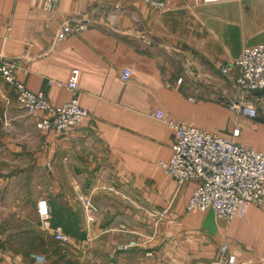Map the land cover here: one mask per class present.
Here are the masks:
<instances>
[{
  "label": "crops",
  "instance_id": "crops-1",
  "mask_svg": "<svg viewBox=\"0 0 264 264\" xmlns=\"http://www.w3.org/2000/svg\"><path fill=\"white\" fill-rule=\"evenodd\" d=\"M164 1L159 11L143 0H60L53 10L0 0V63H14L17 81L55 108L74 97L57 84L79 70L76 96L88 112L69 135L39 131L44 114L27 115L0 78V264H229L224 245L234 264H264V205L230 221L189 211L197 183L180 185L160 167L173 155L169 120L226 139L240 128L236 142L264 152V91L245 96L258 116L241 115L230 108L242 99L237 70L220 71L244 49L228 52L199 8L210 5ZM66 23L87 29L58 41Z\"/></svg>",
  "mask_w": 264,
  "mask_h": 264
},
{
  "label": "built area",
  "instance_id": "built-area-1",
  "mask_svg": "<svg viewBox=\"0 0 264 264\" xmlns=\"http://www.w3.org/2000/svg\"><path fill=\"white\" fill-rule=\"evenodd\" d=\"M37 2L39 0H30ZM48 10L55 9L60 0H43ZM240 0H200L203 5H219ZM153 9L163 11L167 5L164 0H143ZM87 29L85 23H66L57 35L58 41H64L69 36L79 34ZM237 70L235 85L242 99L230 106L231 110L241 115L256 118L258 111L254 104L245 100V96L264 91V43L245 48L240 57L231 65H221L220 71L228 75L231 68ZM16 65L12 62L0 63V78L11 84L16 92L19 107L27 115L43 113L42 120L37 122L39 131L54 132L59 136L69 135L74 129L84 124L88 112L82 108L77 99L80 72L72 71L66 84L58 83V87H66L74 97L61 107H52L43 93L34 94L24 84L17 81ZM132 70H123L121 80L128 82L132 78ZM179 84L182 83L180 79ZM163 113H157L158 119H163ZM169 129L174 134L172 146L173 155L169 162L161 163L160 167L178 184L195 181L197 186L189 200V211H212L218 218L224 220L242 219L250 205H264V152L248 148L236 140L240 137V128L232 132V139L220 136L188 125L185 122L167 121ZM84 205L94 209L90 200L85 199ZM40 220L46 222L51 217V208L46 199L37 203ZM55 240L67 244L69 238L60 229L56 230ZM129 243L121 248L134 246ZM221 253L227 263L234 264L235 257L228 256V247L224 245ZM43 264V256H34Z\"/></svg>",
  "mask_w": 264,
  "mask_h": 264
},
{
  "label": "rangeland",
  "instance_id": "rangeland-1",
  "mask_svg": "<svg viewBox=\"0 0 264 264\" xmlns=\"http://www.w3.org/2000/svg\"><path fill=\"white\" fill-rule=\"evenodd\" d=\"M199 8L215 18L216 34L226 42L230 54L264 39V0H240Z\"/></svg>",
  "mask_w": 264,
  "mask_h": 264
}]
</instances>
